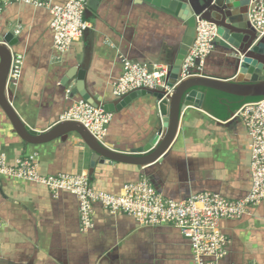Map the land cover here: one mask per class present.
<instances>
[{"label": "crops", "instance_id": "obj_1", "mask_svg": "<svg viewBox=\"0 0 264 264\" xmlns=\"http://www.w3.org/2000/svg\"><path fill=\"white\" fill-rule=\"evenodd\" d=\"M69 0H51L65 4ZM93 2L88 0V2ZM90 27L62 54L54 48L49 10L9 5L0 15V42L13 33V53L22 60V78L9 98L23 121L48 131L78 100L75 83L64 85L72 67L87 68V89L103 100L117 99L115 82L123 74L122 58L142 65L168 66L175 59L187 25L174 15L138 0H96L87 5ZM228 51L216 45L202 76L244 80ZM207 98L208 90L198 88ZM164 104L147 95L113 113L107 146L130 153L156 136L166 115ZM230 113V111H229ZM231 112L219 118L205 109L187 108L179 132L160 160L146 167L122 163L91 168L92 153L71 133L43 145L23 142L0 108V152L10 165L35 155L43 176L86 174L97 191L115 195L142 178L169 201L197 193H216L230 201L244 199L252 188L251 144L245 120ZM80 205L67 191L0 176V264H195L190 240L173 226L142 227L126 214L112 215L95 204L94 227L81 230ZM228 254L219 264H264V201L251 216L225 220Z\"/></svg>", "mask_w": 264, "mask_h": 264}, {"label": "built area", "instance_id": "obj_2", "mask_svg": "<svg viewBox=\"0 0 264 264\" xmlns=\"http://www.w3.org/2000/svg\"><path fill=\"white\" fill-rule=\"evenodd\" d=\"M12 4H25L49 10L54 35V48L68 53L76 39L90 27L85 20L88 0H69L56 5L51 0H0V15ZM250 25L264 36V0H251ZM218 27L197 18V37L182 66V78L202 76L207 58L216 48ZM123 74L115 82L113 93L121 98L130 92L148 88L166 90L168 66H148L122 58ZM22 60L13 54L7 90L16 86L22 78ZM245 120L251 137L252 188L242 200L230 201L216 193H197L185 201H169L146 178L129 183L120 195L97 191L86 174H59L43 176L39 173L35 155L21 158L10 165L5 153L0 152V176L27 180L47 187L53 193L67 191L76 196L80 205L81 230L94 227L95 204L102 205L112 215L126 214L135 218L142 227L173 226L187 237L192 246L195 264H219L228 254V237L221 231L225 220L251 216L252 208L264 201V98L247 102L235 117ZM114 118L84 100L76 101L63 115L62 121H75L84 125L102 145ZM5 221L0 218V231ZM1 245V236H0Z\"/></svg>", "mask_w": 264, "mask_h": 264}, {"label": "water", "instance_id": "obj_3", "mask_svg": "<svg viewBox=\"0 0 264 264\" xmlns=\"http://www.w3.org/2000/svg\"><path fill=\"white\" fill-rule=\"evenodd\" d=\"M88 2L93 8L94 2ZM174 15L187 25L183 41L175 59L168 65L167 82L172 89L152 90L142 88L115 100L105 101L87 89V68L72 67L64 78V85L75 83L71 94L109 113L122 111L134 100L147 95L155 97L167 107L166 115L160 120V131L148 144L130 153L117 151L114 147L98 142L81 123L61 121L48 131L34 129L26 124L13 107L7 83L13 63V47L18 39L7 32L0 42V108L19 138L29 145H43L64 139L71 133L79 135L92 153L91 168L96 165L122 163L146 167L167 153L179 132L182 113L187 108L203 109L205 94L198 88L216 90L241 98H264V36L249 22L251 0H138ZM197 18L209 21L218 27L216 45L224 48L234 59L238 76L244 80L226 81L207 76L182 78V66L197 37Z\"/></svg>", "mask_w": 264, "mask_h": 264}, {"label": "trees", "instance_id": "obj_4", "mask_svg": "<svg viewBox=\"0 0 264 264\" xmlns=\"http://www.w3.org/2000/svg\"><path fill=\"white\" fill-rule=\"evenodd\" d=\"M262 98H241L228 95L216 90H208L207 98L205 100V109L219 118H227L231 112H237L243 104L247 102L258 101ZM163 111L166 114L167 107L164 104ZM230 111V113H229Z\"/></svg>", "mask_w": 264, "mask_h": 264}]
</instances>
